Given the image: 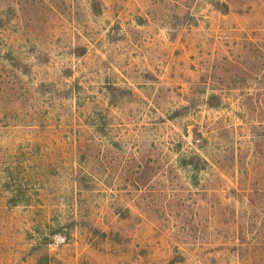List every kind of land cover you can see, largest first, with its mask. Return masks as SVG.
Segmentation results:
<instances>
[{"label":"rangeland","instance_id":"374dc122","mask_svg":"<svg viewBox=\"0 0 264 264\" xmlns=\"http://www.w3.org/2000/svg\"><path fill=\"white\" fill-rule=\"evenodd\" d=\"M0 264H264V0H0Z\"/></svg>","mask_w":264,"mask_h":264}]
</instances>
